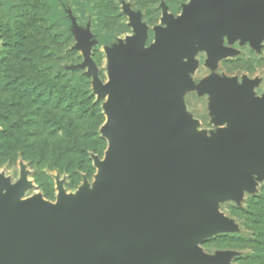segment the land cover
I'll list each match as a JSON object with an SVG mask.
<instances>
[{
    "label": "rangeland",
    "instance_id": "374dc122",
    "mask_svg": "<svg viewBox=\"0 0 264 264\" xmlns=\"http://www.w3.org/2000/svg\"><path fill=\"white\" fill-rule=\"evenodd\" d=\"M198 1H52L57 17L53 19L51 42L58 41L62 32L72 38L58 50L50 46L55 54L50 74H60V80L87 79L82 83L86 95L101 108L98 133L103 138L102 149L89 151L84 161H77L74 172H69L51 166L47 160L39 162L23 154L21 147L25 139L33 141L26 136L33 127L26 128L12 137L8 152L0 151V179L7 185L5 191L22 185L21 200L52 205L69 200L74 207L81 203L83 195L101 192L108 185L102 166L111 144L110 84L128 74L132 54L143 59L156 49ZM238 1L232 21L227 22L222 13L200 17L195 24L198 33L188 44L181 45L175 56L174 72L162 76L167 103L174 108L170 130L172 134L181 132L175 149L180 156V169L188 178L195 173L193 156L208 167L211 155L216 153L222 159V167L225 154H232L238 139L248 133L255 134L258 142L245 144L246 148H264V0ZM58 12L60 16L66 13L69 21L62 22ZM28 13L18 0H0V53L8 51V36L20 33L27 26ZM98 34L107 35L105 43L99 41ZM0 99H5L0 102V113L9 114L14 122V109L7 108L10 96L0 90ZM4 123L7 120L1 119L0 132ZM50 144L54 148L56 141ZM240 177L226 185L230 192L208 194L199 218L188 215L175 222L176 228H191L197 234L183 247L187 254H196L215 264H241L242 257L252 252L246 241L231 245L212 241L221 235L252 237L241 212L247 209L253 196L262 193L264 166L247 164L242 167ZM144 249L130 242L121 250L106 244L96 254L109 264H134L137 257L144 255ZM30 260H34V254L25 252L21 264ZM206 262L196 259L188 264Z\"/></svg>",
    "mask_w": 264,
    "mask_h": 264
},
{
    "label": "water",
    "instance_id": "95a60500",
    "mask_svg": "<svg viewBox=\"0 0 264 264\" xmlns=\"http://www.w3.org/2000/svg\"><path fill=\"white\" fill-rule=\"evenodd\" d=\"M238 4V0H199L156 49L143 59L130 56L132 68L130 72L128 69V77H118L110 84L112 90L119 85L126 92L122 103L124 126L119 136L114 135L112 128L108 136V172L104 170L106 161L102 166L109 179L105 188L110 193L103 187L99 193L83 195L82 205L75 213L67 212V201L58 205V213H49L18 211L15 204L23 186L10 191L9 200L0 203V264H21L25 252L34 254L28 264H90L87 259L95 264H109L97 257L96 250L106 244L121 250L128 242L145 248L144 255L137 257L134 264L207 261L183 250L197 234L191 228H176L175 222L188 215L199 218L206 196L230 192L226 185L233 178H241L243 166L263 167L264 148H246L245 144L258 142L255 134L248 133L238 139L232 154H225L222 167V159L216 153L211 155L208 167L193 156L195 173L186 177L175 149L181 132L172 134L170 130L174 108L167 103L162 76L174 72L175 56L181 45L188 44L198 33L195 24L200 17L222 13L227 22L232 21ZM108 101L111 108L110 98ZM6 188L0 179V198ZM97 236L104 237L98 242Z\"/></svg>",
    "mask_w": 264,
    "mask_h": 264
},
{
    "label": "trees",
    "instance_id": "16d2710c",
    "mask_svg": "<svg viewBox=\"0 0 264 264\" xmlns=\"http://www.w3.org/2000/svg\"><path fill=\"white\" fill-rule=\"evenodd\" d=\"M52 1L18 0V4L22 3L29 10L26 15L29 22L23 31L8 36V51L0 53V90L10 96L7 108H13L16 116L11 122L9 114L0 113V120H7L0 132V151L8 152L12 137L33 127L26 132L33 141L25 139L21 147L23 154L74 172L77 161H84L89 151L102 149L103 138L98 133L102 123L101 108L98 102L86 95L82 83L87 79L60 80V74H50L55 59L50 46H56L58 50L72 38L62 32L59 34L62 39L51 42L53 19L57 17ZM58 17L62 22L69 21L64 12ZM97 38L105 43L107 35L98 34ZM4 101L0 99L1 103ZM19 110L25 113L18 114ZM23 119L29 121L23 123ZM51 141H56L54 148ZM247 206L241 216L248 223L252 237L221 235L212 241L229 245L246 241L252 252L242 257L241 264H264V188L261 194L252 197Z\"/></svg>",
    "mask_w": 264,
    "mask_h": 264
},
{
    "label": "bare ground",
    "instance_id": "6f19581e",
    "mask_svg": "<svg viewBox=\"0 0 264 264\" xmlns=\"http://www.w3.org/2000/svg\"><path fill=\"white\" fill-rule=\"evenodd\" d=\"M131 65L129 66V72L131 70ZM128 77V75H127ZM160 79L161 76H159V78H157V83H160ZM126 92L121 88V86H116L113 88L111 95H110V100H111V108H112V115H111V124H112V128H113V133L115 136H119V134H121L123 126H124V116H123V107H122V103H123V99L125 97ZM107 163V161H106ZM105 172H108L109 170V165L108 163L105 165L104 168ZM107 184H109V179L107 178ZM103 191L105 192H109L110 190L109 188H103ZM111 194L114 195L115 193H113L111 191ZM11 193L7 192V191H3V194L0 198V203L4 204L6 203V201L9 200ZM71 200V199H70ZM27 201L25 200H21L20 198L17 200L16 204H15V208L20 211V212H34V211H43V212H49V213H58L60 211V207L58 205H52L49 204L47 202H36V203H26ZM82 203H80L78 206H76V208L74 209V206L72 204L71 201H67V212L68 213H75L78 211V209L81 207ZM170 209V208H168ZM172 213V212H170ZM104 236H97L96 240L99 242L103 239ZM155 253H153V255L151 256V260H153V258ZM38 257L39 259H41L43 257V250H40L38 252ZM87 261L90 264H95L94 262H92L91 260Z\"/></svg>",
    "mask_w": 264,
    "mask_h": 264
}]
</instances>
